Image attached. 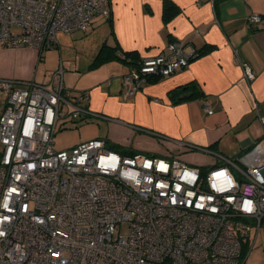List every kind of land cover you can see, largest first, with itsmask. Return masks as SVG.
Masks as SVG:
<instances>
[{"label": "built area", "instance_id": "2783aa9c", "mask_svg": "<svg viewBox=\"0 0 264 264\" xmlns=\"http://www.w3.org/2000/svg\"><path fill=\"white\" fill-rule=\"evenodd\" d=\"M109 6L110 0H0V46L42 52L59 33L85 31ZM260 19L247 17L251 24ZM197 55L189 42L174 40L166 51L139 58L121 76L123 98ZM242 68L253 80L250 66ZM62 77L60 65L54 84L0 78V264H243L242 244L253 227L256 238L264 219V148L255 143L225 156L177 142L217 160L208 167L176 155L117 151L105 138L55 149L61 119H110L90 111L88 90L70 94Z\"/></svg>", "mask_w": 264, "mask_h": 264}, {"label": "crops", "instance_id": "0c3cea01", "mask_svg": "<svg viewBox=\"0 0 264 264\" xmlns=\"http://www.w3.org/2000/svg\"><path fill=\"white\" fill-rule=\"evenodd\" d=\"M170 1L178 11L165 19V0H110L111 20L96 15L82 32L93 34L99 25L106 27L101 39L93 38L91 58L103 42H117L124 51H136L139 58L166 51L174 40H185L195 49L212 47L173 74L146 82L127 99L121 84L127 64L112 60L87 70L63 69V87L69 91L70 77H75L73 90L89 91V109L110 118H104L109 123L107 134L95 138H105L119 150L176 155L203 167L217 160L177 142L225 156H235L255 143L264 148V0ZM251 14L260 15L259 22L249 23ZM36 61L38 52L33 48L0 46V78L56 83L55 70L48 74V82L39 70H32ZM242 63L250 66L253 80L243 76ZM194 88L200 93L190 95ZM134 125L166 139L139 132Z\"/></svg>", "mask_w": 264, "mask_h": 264}, {"label": "rangeland", "instance_id": "374dc122", "mask_svg": "<svg viewBox=\"0 0 264 264\" xmlns=\"http://www.w3.org/2000/svg\"><path fill=\"white\" fill-rule=\"evenodd\" d=\"M95 22L98 21H94V24ZM100 26L101 25L96 28L93 34H83L82 30L73 31L71 33H61L64 35H58V45L56 44L52 48L44 49L42 51V60L36 61L32 70H39L38 75L43 74V76H46V79L44 80L45 82H48L49 80L48 74L51 71L56 70L60 65H62L65 71L87 70L92 59L90 52L93 50V48H91L93 38L96 40L101 39V35L106 28L105 25H103V27ZM85 37L86 39H82ZM66 78L67 76L65 75V83H67V81L69 82V78ZM75 82V77H70L69 83H72V85L69 86L70 90L68 91L70 94L75 93V90H73ZM5 101L6 94L0 90V113L3 109ZM91 118H89V121L78 120L76 124L66 122L62 125L61 119L54 136V148H69L77 144L76 142L79 140L85 141L95 138L96 135L104 136L107 134V126L109 123L104 120V118ZM64 125L66 127H63ZM125 231L126 228L124 226L122 233ZM255 234L256 228L253 227L247 243L246 255L243 260V264H264V219L256 238H254Z\"/></svg>", "mask_w": 264, "mask_h": 264}, {"label": "trees", "instance_id": "16d2710c", "mask_svg": "<svg viewBox=\"0 0 264 264\" xmlns=\"http://www.w3.org/2000/svg\"><path fill=\"white\" fill-rule=\"evenodd\" d=\"M177 11H178L177 6L172 1L165 0V2H164V18L165 19H170V17H172V15ZM106 17H107L106 18L107 20H111L110 6H109L108 14L106 15ZM211 49H212L211 46H205V47H202L201 49H196V51L198 52V55L196 57L206 53L207 51H209ZM42 58H43L42 52H38V61L42 60ZM112 60H118L124 64L129 65V66H133L139 60V56H138V53L136 51H124V50H122L117 42H115L113 45H110V44H107L106 42H103L100 45L97 52L95 53L94 57L92 58V61L89 65V68L97 67L98 65H100L103 62L112 61ZM152 80H154V79H152ZM79 91H82V90H79ZM198 93H200V90L198 88H196V89L194 88V90L192 92H190V95L198 94ZM88 100H89V97L87 99V106H88ZM88 108H89V106H88ZM91 112H93V111H91ZM94 116H96V115L95 114L87 115V117L85 116L86 118L84 119V121H89V118L94 117ZM99 117H101V116H99ZM63 127H66V126L64 125ZM139 128H140V130H137L139 132L148 133V134L154 135V136L160 135L161 137L166 139V137L163 134H160L157 132H152L151 130H147L145 128H141V127H139ZM159 140H161V139H159ZM116 147L117 146H115V145L111 146V148H114L115 150H119ZM247 243H248V241H245L242 244L241 257L244 259H245V255H246Z\"/></svg>", "mask_w": 264, "mask_h": 264}]
</instances>
